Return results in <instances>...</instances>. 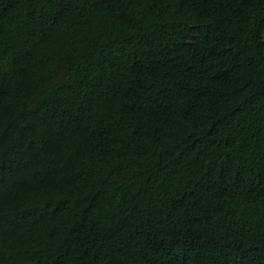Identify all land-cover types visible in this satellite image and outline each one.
Returning a JSON list of instances; mask_svg holds the SVG:
<instances>
[{"label": "trees", "instance_id": "16d2710c", "mask_svg": "<svg viewBox=\"0 0 264 264\" xmlns=\"http://www.w3.org/2000/svg\"><path fill=\"white\" fill-rule=\"evenodd\" d=\"M0 264H264V0H0Z\"/></svg>", "mask_w": 264, "mask_h": 264}]
</instances>
